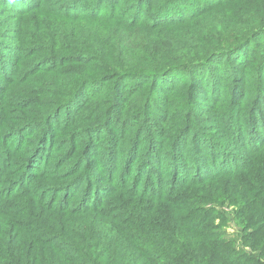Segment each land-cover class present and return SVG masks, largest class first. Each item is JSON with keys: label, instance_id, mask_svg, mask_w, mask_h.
Listing matches in <instances>:
<instances>
[{"label": "trees", "instance_id": "obj_1", "mask_svg": "<svg viewBox=\"0 0 264 264\" xmlns=\"http://www.w3.org/2000/svg\"><path fill=\"white\" fill-rule=\"evenodd\" d=\"M0 9L19 61L0 76V264H264V89L238 79L264 69V0Z\"/></svg>", "mask_w": 264, "mask_h": 264}, {"label": "rangeland", "instance_id": "obj_2", "mask_svg": "<svg viewBox=\"0 0 264 264\" xmlns=\"http://www.w3.org/2000/svg\"><path fill=\"white\" fill-rule=\"evenodd\" d=\"M8 1L11 4H13V2H14V0H8ZM15 1L18 2L21 0H15ZM28 1H31V0H28ZM7 18H9V19H7ZM10 19L12 20L11 16L9 14H4L0 9V33H2V35H3V37H2L3 40H0V46H1L0 47V53H3V55H4L2 62H0L1 63L0 64V76H1V73H3L4 77H7V76L12 77L13 71H17V68L19 66L18 53L13 52L15 54V55H13V53L11 51L7 53L4 51V49H2V45H6L9 41H11L10 39H8L9 35H7L8 34V27L10 26V22H11ZM3 43H5V44H3ZM253 44H256L257 49L260 48L261 50H263L264 49V36L257 37L253 41ZM242 57H243V55H240L238 57V59H240ZM8 69H10V70H8ZM254 70H252L251 72L244 74L238 78L239 80H243L244 77H246L247 83L245 85V87H246V97L245 98L248 100H250V95H251L252 90H256L257 88L261 89V90L264 89L263 79L260 77L262 75V77L264 78V69L260 70L261 74L259 73V71H254ZM226 73H227V70H225V69H223L219 72H217V68L214 69V71H213L214 77L208 78V80H206L207 84H206V86H204L203 91H202L203 95L201 96V99H200L201 105L206 106V109L208 112L207 114H209L212 117H218L219 113L222 111L223 108L218 104L214 105V106H208V105H210L211 103H215L218 98H220L218 100H221L220 102L223 103L224 106H226V104H229V103L225 102V100L223 99L224 94L230 90L228 78L222 79V77H221V76L224 77L226 75ZM217 76H220V77L217 78ZM19 78H20V76H17L15 78V80L19 79ZM22 80H23V83H26L27 77L22 78ZM175 80H176V78L173 76V77L169 78L166 81V83H167V85H169L171 83H174ZM0 87H2L4 89L8 88L7 85L4 83L3 79H0ZM159 105H160V103L154 101V107H157ZM152 110L154 111L155 109H152ZM63 111H65V110H63ZM63 115H64V113L61 115V117L59 119L57 118V120H58V122L56 123L57 125L62 124L63 117H64ZM218 137H220V136L219 135L216 136V138H218ZM203 138H205V137L201 135L197 139H199V141L201 142L203 140ZM48 146H49V141H48V138H46L45 140L40 141L39 145L36 147V153H35V155L37 156L35 159L36 160V166L43 167V163H44V160L46 157L45 154L47 153ZM10 152H12V149H10V151H8L6 153L8 154ZM185 156H188V158H189L190 156H193V155H192V153H190V154L186 153ZM163 162H164V160H160L159 163H157V164L162 166ZM186 169L190 172H193L192 170H189L188 167ZM231 217L232 216H229V219ZM229 225H230V227L227 229L228 238L230 240L238 239V236L236 233L237 230L235 229V227L231 223Z\"/></svg>", "mask_w": 264, "mask_h": 264}]
</instances>
